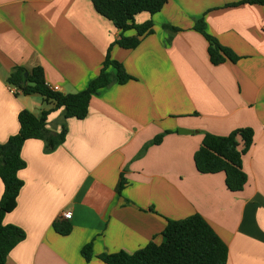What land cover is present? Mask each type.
Here are the masks:
<instances>
[{"label":"crops","instance_id":"1","mask_svg":"<svg viewBox=\"0 0 264 264\" xmlns=\"http://www.w3.org/2000/svg\"><path fill=\"white\" fill-rule=\"evenodd\" d=\"M243 1L169 0L158 14L135 17L139 25L152 21L153 33L130 48L116 44L120 30L91 0H0V143L18 134L23 109L52 111L53 132L64 122L54 102L8 85L16 67H42L47 85L65 94L86 89L108 54L132 77L95 94L85 119H67L66 141L54 152L45 153L41 140L26 141L24 186L4 224L27 236L7 264H105L100 255L160 244L168 219L194 214L228 245L227 264H264V7L230 6ZM199 20L237 61L211 63L209 43L194 29ZM245 128L254 132L243 157L248 181L232 192L224 173H200L194 155L205 133ZM3 192L0 179V200ZM63 221L71 226L67 236L53 227Z\"/></svg>","mask_w":264,"mask_h":264},{"label":"trees","instance_id":"2","mask_svg":"<svg viewBox=\"0 0 264 264\" xmlns=\"http://www.w3.org/2000/svg\"><path fill=\"white\" fill-rule=\"evenodd\" d=\"M96 12L112 21L121 32L116 44L136 48L142 37L153 33V22L136 24L135 17L147 12L158 14L169 0H91ZM256 4L264 7V0H245L239 4ZM172 31L179 29L166 26ZM194 29L200 32L208 41V54L213 65L226 61H237L238 57L228 48L221 46L205 31L203 20L196 22ZM134 32V36H126ZM116 70L114 77L108 70ZM28 73L26 77L25 74ZM132 77L123 65L107 55L99 75L89 83L88 87L77 93H62L53 90L46 83L42 67L27 71L16 67L7 79L10 87L17 88L22 94H40L46 101L55 104L54 110H63V120L60 132L48 128V117L52 111H43L36 116L23 109L18 114L20 129L18 134L10 137L6 143H0V179L4 184V192L0 200V264H7L12 250L26 239V232L15 225H5L4 218L13 212L18 204V197L24 186L19 172L26 168L22 158V148L26 141L36 139L45 144V153H52L66 141L69 118L85 119L89 113L92 97L102 89L114 83L125 84ZM164 134L158 135L148 143V146L159 144ZM254 144V132L250 128L238 129L228 136L205 133L200 148L194 155L197 170L202 174L224 173L226 186L232 192H239L247 184L248 176L243 169V157L249 153ZM123 184L120 186V190ZM54 230L63 236L71 232L69 223H54ZM163 242L151 241L144 248L128 253L120 251L99 256L105 264H227L229 258L228 245L218 236L211 225L199 214H194L182 220H167L162 232ZM92 244L82 249V256L89 261L92 258Z\"/></svg>","mask_w":264,"mask_h":264},{"label":"built area","instance_id":"3","mask_svg":"<svg viewBox=\"0 0 264 264\" xmlns=\"http://www.w3.org/2000/svg\"><path fill=\"white\" fill-rule=\"evenodd\" d=\"M14 93H17V90H12ZM62 218L65 219V220H70L72 218V215L70 212H64L62 214Z\"/></svg>","mask_w":264,"mask_h":264},{"label":"water","instance_id":"4","mask_svg":"<svg viewBox=\"0 0 264 264\" xmlns=\"http://www.w3.org/2000/svg\"><path fill=\"white\" fill-rule=\"evenodd\" d=\"M25 76L27 77V76H28V73H26ZM179 133H182V134H190L191 131L180 129V130H179Z\"/></svg>","mask_w":264,"mask_h":264}]
</instances>
